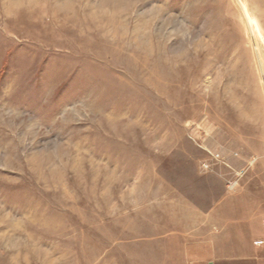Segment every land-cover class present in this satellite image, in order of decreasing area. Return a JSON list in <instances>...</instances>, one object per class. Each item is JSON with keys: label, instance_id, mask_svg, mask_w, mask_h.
Segmentation results:
<instances>
[{"label": "rangeland", "instance_id": "rangeland-1", "mask_svg": "<svg viewBox=\"0 0 264 264\" xmlns=\"http://www.w3.org/2000/svg\"><path fill=\"white\" fill-rule=\"evenodd\" d=\"M262 160L264 0H0V264H188Z\"/></svg>", "mask_w": 264, "mask_h": 264}, {"label": "crops", "instance_id": "crops-1", "mask_svg": "<svg viewBox=\"0 0 264 264\" xmlns=\"http://www.w3.org/2000/svg\"><path fill=\"white\" fill-rule=\"evenodd\" d=\"M251 171L236 193L243 198L222 199L203 214L194 229L201 239L185 252L188 264H264V168Z\"/></svg>", "mask_w": 264, "mask_h": 264}, {"label": "built area", "instance_id": "built-area-1", "mask_svg": "<svg viewBox=\"0 0 264 264\" xmlns=\"http://www.w3.org/2000/svg\"><path fill=\"white\" fill-rule=\"evenodd\" d=\"M257 244H260L261 243V241H258V242H256Z\"/></svg>", "mask_w": 264, "mask_h": 264}]
</instances>
